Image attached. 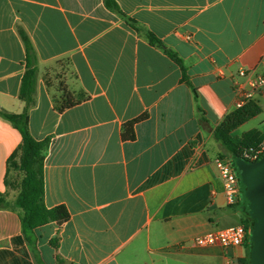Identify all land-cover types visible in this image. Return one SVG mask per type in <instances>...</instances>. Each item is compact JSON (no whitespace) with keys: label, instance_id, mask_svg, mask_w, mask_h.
<instances>
[{"label":"crops","instance_id":"crops-1","mask_svg":"<svg viewBox=\"0 0 264 264\" xmlns=\"http://www.w3.org/2000/svg\"><path fill=\"white\" fill-rule=\"evenodd\" d=\"M116 2L139 31L105 0H0V107L26 109L24 32L38 56L29 130L47 141L44 202L70 213L28 243L23 173L9 166L22 135L0 116V193L11 204L0 210V264H242L244 244L194 241L245 219L226 198L215 160L234 167L236 157L216 132L243 118L231 137H264V94L236 107L249 77L264 75V0ZM62 83L86 100L60 113Z\"/></svg>","mask_w":264,"mask_h":264},{"label":"trees","instance_id":"trees-1","mask_svg":"<svg viewBox=\"0 0 264 264\" xmlns=\"http://www.w3.org/2000/svg\"><path fill=\"white\" fill-rule=\"evenodd\" d=\"M105 4L110 10L116 12L123 19H125L133 29L137 31L140 30L137 23L134 20L127 18L126 15L120 10L116 0H105ZM147 36L151 44L163 45L160 39H158L154 34L148 33ZM21 37L26 49V71L22 78L20 99L26 103V109L22 114H15L0 107V116L10 121L22 135V145L19 150L20 154L18 151L10 157L9 166L11 169L19 170L23 173V179L19 186L20 194L16 201V206L21 208L24 212V235L28 243L33 245L37 239L36 231L38 229L51 222H57L58 224H61L69 219L70 213L65 206H57L50 209L45 205L44 202V150L47 146V141L36 140L31 135L29 130V113L31 108L36 104L35 94L39 73L38 56L30 38L24 32H21ZM167 52L180 65L184 72V80L187 82L186 68L183 65V62L174 56L170 51ZM61 92V99L56 101V109L60 113H63L67 109L78 106L84 100H86L84 95H74L71 91H69L64 83L61 85ZM144 119H146V115H142L139 118L126 123L124 125L123 138L125 140H134V126ZM242 121H244L243 118L235 121L228 128L224 127L223 129H220L216 132V138L222 140L224 145L233 152V155L236 158L242 157L241 155L244 148L257 145L264 139V137H262L258 141L248 142L247 139L252 134L247 135V137L243 139L231 137V130L242 123ZM18 157L19 161H17ZM234 206L241 209L243 212L245 219L241 224H243L246 229L249 230L252 227V220L246 213L241 200L238 199ZM10 207L11 204L8 202L7 196L3 193H0V210L9 209ZM244 245L247 249V258L242 262V264H251V243L249 241V235L246 237Z\"/></svg>","mask_w":264,"mask_h":264},{"label":"built area","instance_id":"built-area-1","mask_svg":"<svg viewBox=\"0 0 264 264\" xmlns=\"http://www.w3.org/2000/svg\"><path fill=\"white\" fill-rule=\"evenodd\" d=\"M241 75L250 76V74L244 71L241 72ZM258 93L264 94V75L249 77L248 87L240 91L236 107H244ZM241 156V158L251 162L261 160L264 156V139L257 145L244 148ZM215 164L225 185L226 198L229 204L235 205L238 199H240V181L236 171L229 160L217 158ZM248 234L249 230L243 224H240L218 229L217 231L197 237L194 243L202 247L214 244H219L224 248L239 247L244 244Z\"/></svg>","mask_w":264,"mask_h":264},{"label":"water","instance_id":"water-1","mask_svg":"<svg viewBox=\"0 0 264 264\" xmlns=\"http://www.w3.org/2000/svg\"><path fill=\"white\" fill-rule=\"evenodd\" d=\"M240 200L252 220L249 229L251 264H264V156L257 162L236 158Z\"/></svg>","mask_w":264,"mask_h":264}]
</instances>
